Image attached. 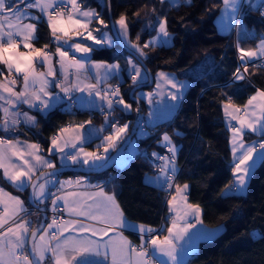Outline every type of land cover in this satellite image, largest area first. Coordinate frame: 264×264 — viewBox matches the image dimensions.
<instances>
[{
	"label": "snow or ice",
	"instance_id": "6c2138e0",
	"mask_svg": "<svg viewBox=\"0 0 264 264\" xmlns=\"http://www.w3.org/2000/svg\"><path fill=\"white\" fill-rule=\"evenodd\" d=\"M180 2L160 0L161 4L168 3L173 7H178ZM184 3L190 4L191 0H184ZM222 4V15L227 17L230 27L238 33L246 31L240 22L245 6L250 11H260L264 16V0H222ZM28 9L37 10V14H32ZM152 13L155 20L146 27L153 28L156 36L144 41L141 46L129 41L128 23L124 14L112 22L110 35L105 20L94 9L85 8L83 0H0V130L5 133L14 132L21 122L35 126L36 117L21 111L20 105H28L29 109L35 108L42 113L62 101L68 103L69 107L76 104L81 107L97 106L105 112L106 123L109 122L110 113L117 107L122 111L131 110L132 105L126 103L120 94L119 85H102L111 78H118L121 71H126L132 86L136 87L147 80L148 70L143 69L131 56L126 59V68L121 69L119 63L91 62L89 54L96 45L111 47L118 40L128 46L143 63L147 58L144 49L169 45L171 41L167 18L156 15L155 8ZM26 20L29 22L25 23ZM93 20L97 21L94 29L90 28ZM40 23H45L49 29L50 42L56 45L54 52L50 50L49 44L35 47L34 41L39 39L37 32ZM89 41L94 44H89ZM236 49L238 66L231 80L225 84L226 88L249 79L250 65L254 68L264 67V37L254 49L241 47L239 41ZM77 53L82 55L77 57ZM257 59L262 61L259 65L256 64ZM37 64L46 70L38 71ZM93 71L94 76L91 74ZM92 79L96 83H85ZM18 81H22L19 90ZM162 84L170 85L175 90L168 92L173 101L178 102L183 98L185 83L176 81L170 73L157 72L156 90L144 94L149 103L153 102L152 97L158 94ZM74 92H87L88 98L83 95L73 96ZM222 95L225 97L222 102L224 113L229 118L228 126L232 132V152L234 160L238 161L233 169L234 179L225 186L222 194L243 192L256 156L264 159V89L257 88L243 106L233 104L227 92ZM232 121H236V124L233 125ZM108 126L113 131L98 146L103 147L102 153L85 151L82 147L87 139L101 130L92 127L90 120L59 128L50 138L47 157L40 154L42 150L39 144H29L19 139L13 141L0 136V169L3 170L0 178L19 190L30 185V202L38 207L50 199L53 212L50 221L41 220L33 226L30 220L23 218L28 214L25 202L19 196L5 193L0 187V264H47V261H51V264H105L109 256L111 264H180L179 253L187 255L191 251V248L178 245L177 242L186 237L191 240L190 229L194 225L188 223V217L195 216L202 223L201 208L198 204L188 202V184L181 186L174 183L178 171L175 163L177 148L167 133L163 134L158 144L167 148L168 155L157 152L144 154L158 168L157 176L148 179L154 180L161 187L166 185L168 189H174L167 201L169 212L172 213L170 224L166 228L167 234L162 238L158 232L163 229L128 221L115 196L104 193L102 187L98 192H63L61 195L50 190L56 187L58 171L51 156H59L61 160H70L73 164L87 165L89 168L97 167V162L108 158L110 150L117 147L129 127L128 124L120 126L111 123ZM249 133L261 139L245 144L243 137ZM14 157L16 162H13ZM42 168L49 171H40L36 176ZM58 183L60 187L57 191L60 192L66 184L71 185L73 182ZM83 183L84 178L75 181L77 186ZM61 201L63 211L68 213L70 219L63 218ZM119 228H131L137 232L140 243L132 245L122 235L119 243L113 242L109 234L116 235ZM219 230L217 228L204 235L211 238ZM252 235L254 238H264V234L255 231ZM106 237L109 239L105 240Z\"/></svg>",
	"mask_w": 264,
	"mask_h": 264
},
{
	"label": "trees",
	"instance_id": "16d2710c",
	"mask_svg": "<svg viewBox=\"0 0 264 264\" xmlns=\"http://www.w3.org/2000/svg\"><path fill=\"white\" fill-rule=\"evenodd\" d=\"M83 4L99 9L111 28L107 0H83ZM110 6L115 21L121 14L126 16L130 41L136 40L142 46L156 33L153 28L146 27L155 20L152 9H156V15L166 17L171 43L144 49L147 53L144 61L153 75L152 84L158 70L176 72L181 77L188 76L191 81L174 117L163 123L148 125L150 134L139 140L140 148L160 149L158 140L162 133L170 135L179 146L177 160L181 169L177 181L189 184V201L202 208L203 220L207 225L224 226L215 237L200 241L186 264H264V238H254L252 235L254 231L264 234V159L253 171L245 194H222L225 186L232 181L233 170L230 134L222 109L225 97L222 93L227 92L232 101L243 105L258 87L264 89V67L254 68L250 65L249 79L224 87L238 66V54L233 34H223L216 26L215 18L222 0H191L190 4L183 2L178 7L161 4L160 0H110ZM243 19L258 33L264 32V16L260 11L248 10ZM46 34V29L40 26L39 39L35 41L37 45L45 42ZM123 50L116 42L111 47L96 48L93 57L106 61L120 59ZM208 55L215 58L209 71L201 76L188 74ZM152 84L142 88L150 89ZM133 88L129 78L121 83L124 98L132 103L134 111L130 114L116 111L120 119L131 121L128 132L137 106L130 95ZM140 89L134 90L133 96L141 101L140 112L145 121L147 105L145 99L138 96ZM63 106L54 108L47 115L37 113V127L27 129L21 135L38 140L47 149L50 136L66 122L101 120L98 112L78 108L69 110ZM152 171V163L139 153L122 168L112 165L104 172L86 175L102 177L110 172L115 173V193L125 214L132 220L156 226L164 217L166 192L145 182L144 175ZM74 174L82 173H60ZM5 186L28 200V189L20 191L9 184Z\"/></svg>",
	"mask_w": 264,
	"mask_h": 264
},
{
	"label": "crops",
	"instance_id": "0c3cea01",
	"mask_svg": "<svg viewBox=\"0 0 264 264\" xmlns=\"http://www.w3.org/2000/svg\"><path fill=\"white\" fill-rule=\"evenodd\" d=\"M25 1H27V0H25ZM183 2H184V0H181L180 4L183 3ZM21 7L23 8L22 5H21ZM84 7L87 8V9H94L97 13L100 14L101 18H103L102 17V14H101V11H99V9H97L96 7H94V6H86V5H84ZM222 9H223V4L220 7V10H219V12H218V14L216 15V18H215V22H216L217 29L221 33H223V34H233L234 31H235L236 40H237V42L239 41L241 47H244L245 49H254L256 47V44L259 42V40L262 37H264V32H259L258 33L255 28L248 26L247 23L242 18V21H240V22L244 25V28L246 29V31L242 30V31H240L238 33L236 29L230 27V25L228 24L227 17L222 15ZM248 10L249 9L247 8V6H245L244 9H243V16H244V14ZM28 11H31L32 14H37V10H35V9H28ZM24 22L27 23L29 21L26 20ZM40 26H42L43 28H45L46 29V32H47V34L45 36V42L41 46H43L44 44H49L50 50L54 52L56 45L55 44H52V43L51 44L49 43L50 35H49V29H48L47 25L45 23H43V24L40 23V24H38V29H39ZM95 27H97V21L93 20L92 21V24L90 25V28H93L94 29ZM107 30L109 31V34L112 35L111 28L108 27ZM37 34H38V32H37ZM93 34L95 35V32ZM153 36H156V33ZM153 36H151V37H153ZM151 37H149L147 40L151 39ZM128 38H129V32H128ZM35 41H34L35 47H38V48L41 47L40 45H37V43ZM171 41H172V36H171ZM171 41H170V43H171ZM251 41H253V45L251 44ZM88 43L89 44H94V42H91V41H89ZM115 44H116V41L113 43V45H115ZM96 48H101V46H98V45L94 46V50ZM93 51L89 54L90 55L91 62H107L109 64H111V63H119L120 66H121V69H125L126 68V59L131 56V58L136 63L140 64L126 50L125 51L128 54L123 53V54H121L120 59H113V60H110V61L101 60V59H95L93 57ZM70 55H71V53H70ZM76 55H77V57H80L82 54L77 53ZM258 60L259 59L256 60V63L259 65ZM201 63L198 66H196L200 70H202L201 72L195 73V71H193L194 69H191L188 74H193L194 76H201V75H203L205 72L209 71L212 68V66L215 63V58L213 56V60H210V67H209V69H207V71L204 70L203 67H205V66L201 65ZM36 67H37V70L38 71H45L46 70V69H44L39 64H37ZM141 67L143 68L142 65H141ZM101 71H103V70H101ZM157 72L170 73V74L173 75V77H174V79L176 81L184 82L185 85H186L185 88L182 90L183 91V98H184L185 93H186V91H187V89H188V87H189V85L191 83V81L188 79V76L181 77L176 72L166 71V70H158ZM157 72L155 73V81L152 84V87L150 89L144 88V89L149 90V91L146 90V93L153 92L154 90H156V74H157ZM91 74L94 76L95 75V72L93 71ZM127 78H128V73L126 71H121L118 78H115L114 77V78L109 79L106 84H103L102 85V87H108L109 85H111V86H117V85H119V87H120V94L124 97L123 92H122V89H121V83L123 81H125ZM20 83H22V81H18L17 90H19ZM85 83H93L94 84V83H96V81H95V79H92V80L85 81ZM260 89H262V88H260ZM53 90L54 91H57V92L59 91V89H53ZM170 90L171 91H175L174 89H171V86L170 85L162 84V87L159 90L158 94L153 95V97H152V101L153 102L152 103H149L148 102V99L146 98L145 95H139V91H138V96L144 98L145 99V102H146V105H147V111L144 114V120H145L146 125H145V127H142L140 125L138 127L142 131V135L139 136V138H138V147H139L138 153L135 152L134 155H131L129 152H127V157L129 158V160L127 162H124V166L126 164H128L129 161L134 156H136L139 153L142 154V151L144 149L146 150V153H148V154H151L152 152H157V153H160L161 155H168L169 154L167 152V148L164 147V146H162V145H160V144H158V146L160 147V149L140 148V146H139V140L141 138H144V137H146V136H148L150 134V131L147 134V131H148V127L147 126L148 125L153 126V125H156V124H159V123H163V122H166L167 120H170L171 118L174 117L177 109L180 107V105H181V103L183 101V98L180 99L178 102L177 101H173L171 99V97L168 95V92ZM255 91L250 96H252L255 93ZM80 95H83L85 98H88L87 92H84V93L74 92L73 93V96H80ZM248 98L246 99V101H245L244 104H246ZM96 99H97V103L99 104L98 98H96ZM124 100L126 101V103L132 105V103L130 101H127L125 98H124ZM232 103L235 104V105H237V106H243L244 105V104L243 105H239L238 103H236L234 101H232ZM62 104L64 105L63 107H65V109H67L68 103H65V102L62 101L60 103H57L53 108H51L46 113H42L38 109H35V108L29 109L28 105H20V110L21 111H27V112H29V115L35 116L36 117V120L38 121L37 113H41L43 115H47L51 110H53L54 108H56V107H58V106H60ZM172 105H175V107H172ZM73 107L78 108V109H81V110H89L91 112H98L101 115V120L99 122H95V121L90 120V119L81 120V121H78V122L68 121V122H70L69 125H76V124H80L82 122H85V121H89L90 120L92 127H94L95 129H101L100 131L96 132L93 137L87 139L85 141V143L82 145V147L84 148L85 151H99L101 153L103 152V147H98V146L101 145V141L104 139V137L105 136H108L113 131V128L112 127H109L108 126V123L118 124V125L122 126L124 124H128L129 125L130 122H131L129 119H125V120L120 119L119 116L116 115V111H118L120 113H123V114H130V113H132L134 111L133 105H132L131 110H128V111H122L121 108L117 107L114 112L110 113V115H109V122L106 123V121H105V112L101 111L99 109V107H97V106H84V107H81L79 104H76V105H73ZM222 109H223V104H222ZM135 113H136V108H135ZM140 114H141V112H140ZM223 114H224V123H225L226 127L228 128L229 134H230V150H231V157H232L231 164H232V167L234 169L235 163H237L238 161L234 160V156H233V152H232L233 144L231 143L232 132L229 129V126H228V120H229V118L225 116L224 109H223ZM257 115H259V111H257ZM141 116H143V115L141 114ZM65 124H63L61 127L69 126V125H65ZM232 124L235 125L236 124V121H232ZM34 127H37V123L35 124V126H32V125H25L23 122H21L19 125L16 126L14 132L5 133L2 130H0V132H2L4 134H7L10 137L9 139H11L13 141L19 139V140H21L23 142H26V143H29V144L30 143L39 144L41 146V150H42L40 154L41 155H44L45 157H47L48 156L47 149H48V147L50 145V142H49V145H48L47 149H45L38 140L29 139V138H26V137H24V136L21 135L22 132H25L27 129H32ZM128 129H129V127L126 130V133L123 134V138L117 143V147L115 149L110 150V152L108 153V158L110 157V155L116 149H118L120 147V144L125 141L127 135L130 132V131L128 132ZM57 131L55 133H53L50 136V138L53 135H55L57 133ZM137 131H138V129H137ZM137 131H136V133H137ZM164 133H167V132H164ZM164 133H162V136H163ZM162 136H161L160 140L162 139ZM257 136L258 135L251 134V133L246 134L243 137V142L245 144H251L252 142H254V139ZM172 143L174 145H176V148H177V152H176V156H175V163H176V166L178 168V171L176 173L174 183L182 186L183 184H188V183H179L177 181V176H178L179 171L181 169V165H180V163L177 160V156H178V152H179V146L173 140H172ZM237 147H238V144H237ZM68 151H71V150H68ZM238 151H239V148H238ZM120 155H119V157H120ZM108 158L106 160H103V161H98L97 162V165H98L97 167L103 165L108 160ZM118 158L116 159V162H117ZM51 160H53L55 162L56 168L57 167H65V166L89 167L87 165H82V164H73L70 160H61L59 156H55V155L54 156H51ZM262 160L263 159H261L259 156H256L255 164L253 165V168L251 170V173H250V175L247 178L246 187H245L244 191L243 192H235V191H233L231 193H240V194H245L246 193L247 187H248V183H249V180H250V178L252 176V173H253V171L255 170V168L259 165V163ZM13 162H16V158L15 157L13 158ZM116 162H115L114 165H116ZM158 163L159 162L157 161V164ZM117 167L118 168H122L123 166H117ZM153 169H154V171L148 172V173H146L144 175V180H145V182H147L149 184H152L154 186H157L159 188H162L158 183L154 182V180H149L148 179V178H154V177L157 176V174H158V168L155 167V166H153ZM46 170H48V169H46V168L40 169L36 173V176L40 173V171H46ZM2 173H3V170L0 169V177H2ZM34 178H35V176L33 177V179ZM78 178H84V183L81 186H77L75 184V181ZM161 179H163V177H161ZM233 179H234V175H233V170H232V180ZM56 181H57L56 187H51L50 190L52 192H55L57 195H61V194H63V192H81V193L82 192H98L100 190V187H102L104 193H106L108 195H114L115 196V200L118 203V205L120 207V210L124 213V216H125V218L128 221H131L133 224H136V225L144 224V225L152 226L153 228H158V230L159 229H163L162 231H159L158 232V234L161 236V238L163 237V235H166L167 234L166 228L170 224V217L172 215V213L169 212V204L167 203V201L170 199V194L174 192V189H171L170 192H168V193H167V191H165L166 192V210L164 212V217L162 218L160 224L155 226V225H149V224H146V223H142V222H138V221L132 220V219H130L125 214L124 210L122 209V207H121V205H120V203H119V201L117 199L116 193H115V182H114L115 181V173L110 172L107 175L102 176V177H90V176H87L86 174L84 175V173H82V174H74V175H60V173H59V174H56ZM59 181H72L73 183L71 185L66 184L65 187H64V189L62 191L58 192L57 189L60 187V185L58 183ZM5 184H9L10 186H12L13 188H15L16 190H19V189H17L16 187H14L10 183H8L3 178H0V187H2L4 189V192L5 193L11 194L12 196H19L20 199L25 202V207L28 210V214H27V216L23 217L24 219L30 220L32 222V225L33 226H36L41 220H43L42 213L37 208H35L34 206H32L29 203V200H26L22 195L14 192L12 190H10L9 188H7V186H5ZM95 186H99V187H95ZM29 187H30V185L26 188V189H28V194H29ZM26 189H24V190H26ZM24 190H20V191H24ZM188 192H189V187H188L187 192H186L187 198H188ZM227 194H230V193H227ZM188 202L191 203L189 201V198H188ZM191 204H193V203H191ZM40 205L44 206L46 208V210H49L51 208V201H50V199H48L43 204H40ZM60 207L63 209V202L62 201L60 202ZM51 218H52V216L49 215L48 221H50ZM70 218L71 217H68L67 219H70ZM200 221H202V223L201 222H198L195 216H189L188 217V223L194 225V227L190 229L191 240L189 241L188 237H186L185 240L178 241L177 243H178V245H185L186 247L191 248V251L187 255H185L183 253H179V255H178V261L180 262V264H186V262L188 261V259L191 256L192 252L195 251L198 248V245H199L200 241L205 240V239H208V238L205 237L204 233H207V232H210V231H213V230H216L217 228H219L220 230L218 232H216V234L214 236L211 237V238H213V237H215L217 234H219L224 229V226L221 225V224L220 225H216V226L207 225L204 222V220H203V211H202V208H201V213H200ZM121 235L124 238H126L132 245H138L140 243L139 234L137 232H135L134 230H132L131 228H119L117 230V234L116 235H113L112 233H110L109 234V237H111V239H112L113 242L119 243V240H120V236ZM107 239H109V238L106 237L105 240H107ZM178 252H179V248H178ZM162 258L163 259H167V257H162ZM95 259H101V258H95ZM47 264H51V261H47ZM105 264H111V257L110 256H109L108 261L105 262ZM169 264H170V262H169Z\"/></svg>",
	"mask_w": 264,
	"mask_h": 264
},
{
	"label": "water",
	"instance_id": "95a60500",
	"mask_svg": "<svg viewBox=\"0 0 264 264\" xmlns=\"http://www.w3.org/2000/svg\"><path fill=\"white\" fill-rule=\"evenodd\" d=\"M107 4H108V12H109V24H110V27H111V30H112V22L115 21V20H114V18L112 16L110 0H107ZM116 42L119 44V46H121L123 49H125L130 55H132L143 66V68L147 69L148 72H149V75H148L149 80L145 81L142 85H138V86L134 87L132 89V91L130 92L131 98L137 102L135 118L133 120L130 132L127 135V137H126L125 141L123 142V144L110 155L108 160L103 165H101L99 167H96V168L81 167V166L57 167V170H58L57 174L62 173V172H66V171H78L80 173L88 174V173H101V172H104L105 170H109L111 168V166L115 164L116 159L119 157V155L126 149L127 145L129 144V142L131 141L133 136L136 134V131H137L138 127H139V124H140V122L142 120V116L140 114V109H141L140 102L141 101H140V99L137 96H133V91L137 90V89H139L141 87H145L147 85L152 84L153 75H152L149 67L146 65L144 60H143V63H141V61L138 58V56L134 55L133 51L128 46L120 43L118 40ZM137 109L139 111H137ZM47 171H49V170H46V171H43V172H47ZM31 191H32V189H31V186H30L29 187V194H28L29 203L32 206H34L35 208H37L42 213L43 220H47L48 221L49 215H48V211L46 210V208L44 206H42V205H39L37 207V205H35V204L30 202L31 201Z\"/></svg>",
	"mask_w": 264,
	"mask_h": 264
},
{
	"label": "rangeland",
	"instance_id": "374dc122",
	"mask_svg": "<svg viewBox=\"0 0 264 264\" xmlns=\"http://www.w3.org/2000/svg\"><path fill=\"white\" fill-rule=\"evenodd\" d=\"M118 20V19H117ZM233 36H234V40H235V48H236V44H237V40H236V36H235V31L233 33ZM129 41H130V38H128ZM132 43H138L142 46L141 43L137 42L136 40L134 41H131ZM124 51V50H123ZM236 52H237V49H236ZM124 53L128 54L126 51H124ZM238 54V53H237ZM210 60H213V55H208L206 56L203 60H202V63L201 65L205 66L203 67L205 71H207V69H209L210 67ZM195 71V73H199L201 72L202 70H200L198 67H195L193 68ZM146 90L147 89H144V88H141L140 91H139V95H144L146 94ZM149 91V90H147ZM75 108V107H74ZM149 132V129L147 131V134ZM142 135V131L140 128H138V131L136 133V135L132 138V140L130 141V143L128 144L127 148L121 153L120 157L118 158L117 162H116V165L117 166H124V162H127L129 160V158L127 157V152H129L131 155H134L135 152L138 153L139 151V147H138V138L139 136ZM210 239V238H208Z\"/></svg>",
	"mask_w": 264,
	"mask_h": 264
},
{
	"label": "built area",
	"instance_id": "2783aa9c",
	"mask_svg": "<svg viewBox=\"0 0 264 264\" xmlns=\"http://www.w3.org/2000/svg\"><path fill=\"white\" fill-rule=\"evenodd\" d=\"M25 2H27V1H25ZM23 6V5H22ZM43 24V23H42ZM51 39V38H50ZM50 39H49V43L51 44V42H50ZM262 61L259 59L258 60V63L260 64ZM231 78H232V76H231ZM231 80V79H230ZM67 109H69V110H73L74 109V107L72 106V107H69V105L67 106ZM70 124V122H67L65 125H69ZM145 125H146V123H145V121H141L140 122V126H142V127H145ZM0 136H5L7 139H9L10 137L7 135V134H4V133H2V132H0ZM259 139H261V137H259V136H257L255 139H254V141H258ZM146 153V150L144 149L143 151H142V155H144ZM145 156V155H144ZM175 181V180H174ZM165 191H167V193L168 192H170V190L171 189H168L167 188V186L165 185V186H163L162 187ZM61 208V207H60ZM48 211V213H49V215H51V216H53V212L51 211V208L49 209V210H47ZM61 214H62V216H63V218L64 219H67L68 217H69V215L65 212V211H63V209L61 208ZM155 229H158V228H155Z\"/></svg>",
	"mask_w": 264,
	"mask_h": 264
}]
</instances>
